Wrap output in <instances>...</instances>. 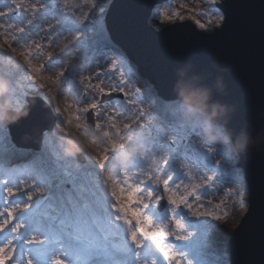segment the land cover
<instances>
[{"label":"snow or ice","instance_id":"1","mask_svg":"<svg viewBox=\"0 0 264 264\" xmlns=\"http://www.w3.org/2000/svg\"><path fill=\"white\" fill-rule=\"evenodd\" d=\"M190 2L6 0L0 7V55L18 70L0 73V87L11 112H27L0 126V161L8 165L0 166V264H237L234 248L243 264H264V222L257 231L252 208L254 187L264 208V156L257 168L247 163L264 144V123L257 133L242 118L243 89L240 99H223L224 65L173 54L228 31L242 60L257 25L264 37V0H247L243 14L229 0ZM118 5L132 41L169 38L171 47L153 54L154 75L117 39L110 16ZM58 97L68 107L75 98L74 117ZM73 119L102 151L92 155L79 137L74 155L62 156V144L48 151ZM24 123L35 147L30 136L17 143L11 134ZM237 207L247 210L225 232L220 221Z\"/></svg>","mask_w":264,"mask_h":264},{"label":"water","instance_id":"2","mask_svg":"<svg viewBox=\"0 0 264 264\" xmlns=\"http://www.w3.org/2000/svg\"><path fill=\"white\" fill-rule=\"evenodd\" d=\"M259 3V0H256ZM150 0H145V8ZM229 3L235 7L232 11L237 14H243L248 10L244 7L247 0H229ZM124 9L119 5L114 9L110 16L114 33L126 47H128L131 55L140 65L141 70L147 75H154L152 67L153 54L161 51L168 50L171 47L169 38L166 37H137L135 40L128 38L123 26L122 16ZM192 27L191 21H185ZM173 54L185 61H192L199 63L200 61L207 62L208 66L224 65L223 72H220L224 79L226 90L229 96L223 99H231L233 101L240 99V92L243 89L246 93L245 103L246 111L243 113L245 121L250 120L256 125V132H261V125L264 123V74H262L261 67L264 65V37L261 36L258 25L253 30L252 34L248 37L244 44V54L241 60L236 53V45L233 35L226 31L215 37L209 38L204 42H191L185 44L173 51ZM194 70V69H193ZM243 72V79L237 81V73ZM187 104V102H185ZM220 109H216L218 114ZM27 115L26 110L20 112L7 111L4 123H10L20 116ZM193 115H185L186 122H192ZM12 136L17 143H24V138L30 136L29 143L35 147L36 136L33 133L31 125L24 123L15 126L11 130ZM68 150L75 152L78 150L70 141L65 142ZM264 156V144L256 145L247 163L249 167L257 168L260 164L261 157ZM257 189H253V210L257 209V231L262 222H264V208L256 201ZM244 216V215H243ZM243 218V217H242ZM240 224V223H239ZM238 224V225H239ZM238 227V226H237ZM236 227V228H237ZM235 228V229H236ZM234 258L237 264H243L244 257L233 249ZM255 259H259L257 256Z\"/></svg>","mask_w":264,"mask_h":264},{"label":"rangeland","instance_id":"3","mask_svg":"<svg viewBox=\"0 0 264 264\" xmlns=\"http://www.w3.org/2000/svg\"><path fill=\"white\" fill-rule=\"evenodd\" d=\"M6 2V0H2L0 7L3 6V4ZM70 2H74V0H70ZM180 2H189L190 6H193L190 2V0H174V3L176 4L177 7H179V3ZM183 14L187 15V13H184L183 10H181ZM3 38L0 37V43H2ZM5 48H7V45L4 46ZM14 51V50H13ZM47 51V50H46ZM53 51H58V49H53ZM17 61H21L22 62V58L20 57H15ZM34 63H37L36 61H33ZM3 63V64H2ZM12 66L13 67V71L10 72L11 74L15 73L17 70L16 65L12 64L8 57L6 56H2L0 55V71L4 66H8L9 67ZM3 66V67H2ZM0 73H6L4 70L3 72ZM9 74V72H8ZM45 75V73H43ZM7 89L4 87H0V126L5 125L4 123V118L6 115L7 111H10L11 109H13V103L11 101L10 98H5V93H6ZM68 104H71L72 107H68L65 104V98L64 97H58V101H59V107L61 108V111L64 113V115L66 117H74L76 115L75 112V107H76V101L74 97H68ZM142 107H144L142 105ZM15 112H20L19 110L15 111ZM194 113L188 109L186 107L185 109V115H193ZM77 123V121L75 119H73L72 124L68 126V132L69 135H67L63 141L60 140H56V144H50L48 151L51 152L53 147L57 146V145H63L65 148L64 153L62 154V156H67V155H74L73 152H71L70 150H68L65 142L68 140L70 141L77 149H78V142L75 141V139L77 137H79L80 140H87L90 144H92V147L88 149V151L92 154V155H96L97 153H99L100 151H102L104 145L101 143V141L96 140L95 143H93V140L95 139L92 136H87L85 137L82 133V130H77L75 128V124ZM204 135L207 139L210 140H214L216 142H221L218 140L217 137L214 136L213 131L211 130H205L204 131ZM115 138V137H114ZM51 139H55V138H51ZM125 143H127L126 141H124ZM197 143H199V140L197 139ZM139 150V149H138ZM81 162H83L81 160ZM0 166H4L7 167L8 165L6 163H4L3 161H0ZM3 173H0V176H2ZM246 208L244 207H237L236 209H233L231 211H229L227 213L226 216L222 217V220L220 221V223L223 225L224 231H234L235 228L238 226V224L240 223L243 215L246 212ZM232 212H235V215H232ZM214 239H216L217 241L223 239V235L221 233H216Z\"/></svg>","mask_w":264,"mask_h":264},{"label":"trees","instance_id":"4","mask_svg":"<svg viewBox=\"0 0 264 264\" xmlns=\"http://www.w3.org/2000/svg\"><path fill=\"white\" fill-rule=\"evenodd\" d=\"M3 64V63H2ZM3 67V66H2ZM3 70L6 72V73H8L9 72V74H11L10 72H12L13 71V67L12 66H10L9 65V67L8 66H4L2 69H1V71L0 72H3ZM187 105V104H186ZM187 107V106H186Z\"/></svg>","mask_w":264,"mask_h":264},{"label":"bare ground","instance_id":"5","mask_svg":"<svg viewBox=\"0 0 264 264\" xmlns=\"http://www.w3.org/2000/svg\"><path fill=\"white\" fill-rule=\"evenodd\" d=\"M1 1H2V0H0V4H1ZM47 74H48V73H45V75H47Z\"/></svg>","mask_w":264,"mask_h":264}]
</instances>
